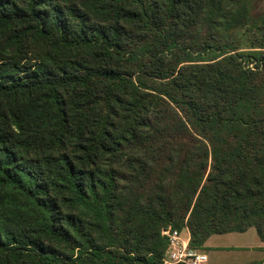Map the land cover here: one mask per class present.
Listing matches in <instances>:
<instances>
[{"label": "trees", "instance_id": "obj_1", "mask_svg": "<svg viewBox=\"0 0 264 264\" xmlns=\"http://www.w3.org/2000/svg\"><path fill=\"white\" fill-rule=\"evenodd\" d=\"M167 227L264 241V0H0V264H163Z\"/></svg>", "mask_w": 264, "mask_h": 264}, {"label": "rangeland", "instance_id": "obj_2", "mask_svg": "<svg viewBox=\"0 0 264 264\" xmlns=\"http://www.w3.org/2000/svg\"><path fill=\"white\" fill-rule=\"evenodd\" d=\"M262 6L258 5L253 13L257 14ZM204 253L208 258L205 264L261 263L264 260V243L250 227L245 232L211 235Z\"/></svg>", "mask_w": 264, "mask_h": 264}, {"label": "built area", "instance_id": "obj_3", "mask_svg": "<svg viewBox=\"0 0 264 264\" xmlns=\"http://www.w3.org/2000/svg\"><path fill=\"white\" fill-rule=\"evenodd\" d=\"M161 234L168 240L163 264H205L207 261L206 253L190 247L189 239L182 237L181 231L167 227Z\"/></svg>", "mask_w": 264, "mask_h": 264}, {"label": "crops", "instance_id": "obj_4", "mask_svg": "<svg viewBox=\"0 0 264 264\" xmlns=\"http://www.w3.org/2000/svg\"><path fill=\"white\" fill-rule=\"evenodd\" d=\"M181 235H182V237H184V238H186V240H188L189 239V232H188V230L187 229H183L182 231H181ZM211 237V236H210ZM210 237H208L207 238V240L205 241V243H204V247L206 248V245H207V241L210 239ZM263 243H264V241H262ZM259 248H261V247H259ZM204 251V250H203ZM208 259V258H207Z\"/></svg>", "mask_w": 264, "mask_h": 264}]
</instances>
